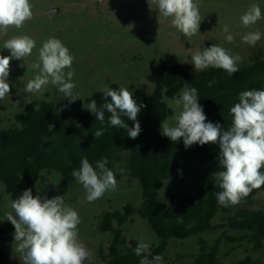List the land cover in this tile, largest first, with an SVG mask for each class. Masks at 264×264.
<instances>
[{"label": "trees", "instance_id": "trees-1", "mask_svg": "<svg viewBox=\"0 0 264 264\" xmlns=\"http://www.w3.org/2000/svg\"><path fill=\"white\" fill-rule=\"evenodd\" d=\"M148 79L155 86L152 92L145 86L132 91L137 103L143 105L137 117L141 132L136 139L130 138L126 130L110 126L107 111L103 125L88 110L79 114L77 124H72L68 114L61 112L60 105L55 102L43 100L27 104L24 112L16 116L17 126L0 130V182L5 184L13 199L29 188L34 195L41 172L52 169L63 179L53 192L43 196L49 199L63 196L76 181L71 173L80 167L83 157H87L94 167L97 161L107 157L106 166L116 172V179L133 177L139 180L143 188L140 209L128 204L123 212L108 213L105 217L102 229L113 233L114 239L108 254L102 258L103 264H139L141 257L134 253L138 240L128 239L115 228V222L122 226L133 221L135 213L148 222L160 239L158 245L150 247L152 255H161L167 264H183L181 261L185 258L180 254L171 262L167 252L172 239L186 240L217 229H233L241 234L228 235L224 231L212 243L200 237L199 252L193 256L191 264H224L221 251L226 243H238L239 247L248 245L256 253L263 251L264 210L249 206L254 204L260 192H264V187L253 190L239 205L227 208L219 205L216 193L222 189L214 180L215 171L207 168L198 173L193 168L194 162L218 163V144L186 148L182 139L172 142L163 136L161 123L173 114L164 98L178 97L184 84L188 83L198 90L199 103L208 121L219 123L222 130H226L232 119L230 108L239 102V93L264 90V49L254 51L239 64V71L232 76L221 69L198 72L191 64H164ZM110 88L119 89L116 84ZM92 99L99 107L104 102L102 91L93 94L88 101ZM36 104L40 105L39 112L33 110ZM123 119L129 128L134 126L127 117ZM48 124L54 125L52 132H49ZM101 128L104 134L94 140L93 133ZM117 168L123 172L116 171ZM192 175H199L197 195L183 193L172 203L158 197L166 180L173 179L184 185ZM220 214L224 216V222L214 224ZM13 230L10 222L3 224L0 244ZM0 264H11L1 246ZM239 264H264V260L247 256Z\"/></svg>", "mask_w": 264, "mask_h": 264}, {"label": "rangeland", "instance_id": "rangeland-1", "mask_svg": "<svg viewBox=\"0 0 264 264\" xmlns=\"http://www.w3.org/2000/svg\"><path fill=\"white\" fill-rule=\"evenodd\" d=\"M33 6V18L27 21L23 28H10L7 34L0 32V55H10L3 49L4 41L14 35L27 34L37 42V48L31 56L22 60L11 61L9 82L11 93L0 100V130H7L16 124V116L25 110L31 102L49 100L60 105V110L67 113L69 122L77 124L79 114L87 111L89 99L104 87L116 84L133 88L145 86L149 92L155 88L148 79L164 64H191L192 52L210 47L214 44L228 49L232 55L241 56L239 64L246 61L251 54L264 49V19L250 28L242 26L240 17L252 4H258L264 14V0H199L200 14L203 18L199 33L186 38L171 25V20L161 17L151 0H30ZM151 8V9H150ZM56 9L58 13L51 17L50 12ZM229 25V31L234 40H225L223 26ZM130 25L132 27H130ZM259 30L261 40L255 47L242 42L241 37L248 31ZM49 37H56L69 48L75 57L72 69L73 82L76 88L73 95L80 98L70 102L69 98L59 92L54 85H47L43 93H26L24 91L28 80L34 78L38 70L31 65L37 61L38 49ZM210 69V68H209ZM208 70V69H206ZM165 102L173 111L166 119L174 124V116L178 109L174 99L165 97ZM84 105V107H83ZM196 172L201 173L207 168L215 172L221 171L219 163H193ZM199 175L189 177L184 185H179L173 179L164 182L158 191V197L167 202H174L183 193L198 194ZM63 176L56 170L45 169L41 172L35 187V195L41 196L53 192L61 183ZM143 188L139 180L133 177L117 179V189L107 192L94 201L87 202L85 190L75 181L68 192L63 195L65 204L76 210L81 218L79 227L80 239L92 253V258L86 264H103L102 258L108 254V248L114 239L111 232H104L102 227L108 213L123 212L130 204L136 209L142 205ZM13 197L7 192L6 186L0 182V229L7 222L6 213L11 211L10 202ZM252 209L264 210V192H260ZM122 226L115 222V228L120 229L128 239L140 240L150 244V247L160 243V239L148 222L138 213L132 216ZM224 222L222 214L214 220V224ZM226 231L228 235L238 236L241 233L233 229H217L192 236L186 240L172 239L168 246L171 262L182 254L183 264H191L193 256L199 252V238L210 243ZM14 230L8 238L1 241V248L9 256L11 264H22L20 254L16 252ZM247 256L264 260V250L256 253L251 246L239 247L238 243L224 244L221 257L224 264H239ZM162 264H167L163 260Z\"/></svg>", "mask_w": 264, "mask_h": 264}, {"label": "clouds", "instance_id": "clouds-1", "mask_svg": "<svg viewBox=\"0 0 264 264\" xmlns=\"http://www.w3.org/2000/svg\"><path fill=\"white\" fill-rule=\"evenodd\" d=\"M149 2V0H148ZM161 17L171 20V25L186 38L199 33L202 17L199 0H151ZM33 6L30 0H0V32L7 34L10 28L21 29L33 18ZM151 9V8H150ZM264 19L258 4L250 5L240 17L242 26L250 28ZM130 27H132L130 25ZM224 38L231 43L234 35L229 25L223 26ZM259 30L248 31L242 42L255 47L261 40ZM37 48V42L27 34L14 35L4 41L3 49L10 55H0V100L11 93L9 75L11 61L22 60L31 56ZM75 57L68 47L56 37H49L38 49L37 61L31 67L38 70L34 78L27 81L26 93H43L51 84L59 92L74 102L80 98L73 95L76 84L73 82L72 69ZM242 58L232 55L219 44L197 49L192 52L191 61L195 71L209 68L221 69L229 76L239 71ZM104 102L98 107L92 99L87 109L101 125L105 122V111L108 123L127 131V135L136 139L141 126L137 120L143 105L138 104L134 94L127 87L118 90L110 87L102 89ZM110 98V99H109ZM238 103L230 108L232 117L230 125L222 130L219 123L208 121L203 106L199 103L198 90L185 83L174 104L178 111L174 124L161 123V134L172 142L183 140L184 146L218 144L217 157L221 171L213 173L214 180L222 191L216 193L219 205L230 207L239 205L253 190L264 187V90H245L239 93ZM34 111H40L36 104ZM123 117L134 122L129 128ZM54 125L48 124L49 132ZM104 134V129L96 130L94 140ZM51 139V138H49ZM107 157L97 161L94 167L87 157L81 159L80 167L71 175L85 190V199L91 203L102 198L107 192L117 189L116 172L106 165ZM116 171L123 172L117 168ZM10 209L5 215L14 226L16 252L20 254L22 264H86L92 253L80 239L79 225L81 218L76 210L65 204L64 197L52 198L33 195L32 189H25L22 194L10 202ZM136 256L141 257L139 264H162L163 257L152 255L150 244L140 239L134 249ZM151 257V259H149Z\"/></svg>", "mask_w": 264, "mask_h": 264}, {"label": "water", "instance_id": "water-1", "mask_svg": "<svg viewBox=\"0 0 264 264\" xmlns=\"http://www.w3.org/2000/svg\"><path fill=\"white\" fill-rule=\"evenodd\" d=\"M57 13H58V10L53 9V10L50 12V16L53 17V16H55Z\"/></svg>", "mask_w": 264, "mask_h": 264}]
</instances>
